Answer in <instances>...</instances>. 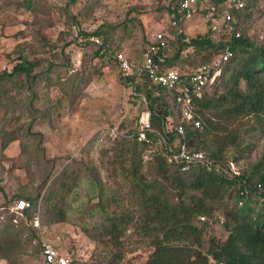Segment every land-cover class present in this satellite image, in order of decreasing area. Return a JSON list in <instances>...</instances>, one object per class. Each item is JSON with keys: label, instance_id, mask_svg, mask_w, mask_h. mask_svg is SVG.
Instances as JSON below:
<instances>
[{"label": "rangeland", "instance_id": "374dc122", "mask_svg": "<svg viewBox=\"0 0 264 264\" xmlns=\"http://www.w3.org/2000/svg\"><path fill=\"white\" fill-rule=\"evenodd\" d=\"M16 1L0 0V74L11 70L19 54L35 66L32 79L22 87L6 84L3 92L6 106L0 109V192L12 199L20 193L32 194L42 185L47 170L44 161L53 165L54 174L40 189L38 208L30 221L24 214L0 215V230L10 223L15 229L21 228L19 254L9 264H42L43 242L82 264H107L108 254L115 250L88 236L95 234L93 227L101 223L96 204L100 198V207L107 214L131 219L120 238L124 259L118 264H143L152 248L140 231H135L141 211L131 193V179L126 181L118 166L107 164L112 159L108 150L124 133L121 125L138 123L140 113L146 110L131 88L120 82V69L103 64L95 56V48L81 46L76 37L78 30L91 33L104 24L120 25L109 33L132 69L141 64V51L150 33L169 22L160 9L175 0H34L36 10L29 12L17 8ZM201 1L207 4V0ZM246 15L242 25L245 35L257 44L264 43V0H254ZM183 30L189 39L206 33L207 25L198 13ZM176 68L182 73L194 69L189 65ZM212 89L209 87L208 92ZM12 130L17 131L18 140L1 148L7 136L4 133ZM245 144H250V150L230 165L235 173L262 156L260 137L244 136ZM228 151V155L234 153L232 148ZM73 160L83 172L81 181L66 197L65 222H51L42 213V197L54 176ZM136 167L147 178L155 174L152 161ZM91 168H95L96 182L88 175ZM108 169H114L118 176L107 179ZM98 180L104 189L101 197ZM170 192L177 193L173 188ZM107 200L112 201L110 208ZM224 204L230 207L233 201L226 198ZM221 210L205 221L209 233L224 239ZM0 264L8 263L0 260Z\"/></svg>", "mask_w": 264, "mask_h": 264}, {"label": "trees", "instance_id": "16d2710c", "mask_svg": "<svg viewBox=\"0 0 264 264\" xmlns=\"http://www.w3.org/2000/svg\"><path fill=\"white\" fill-rule=\"evenodd\" d=\"M253 1L244 0L245 7L238 13L240 37L230 42L231 57L223 64L219 78L210 86L213 87L212 92L209 93L207 89L201 99L192 103L194 120L199 121V127L184 122L183 134L173 129L178 123L173 113L177 92L153 84L142 68V63L133 67L128 75L119 71L120 82L130 87L133 95L144 104L153 131L146 133L147 138L152 140L150 147L138 141L137 122L128 126L121 125L123 135L117 137L118 144L108 150L112 159L107 166H118L124 179H131V193L140 207L141 216L135 231H140L152 248L143 264H264V43L251 41L242 28L248 16L246 10L253 7ZM177 2L175 0L160 9L169 20L177 19ZM221 2L222 0L206 1L208 5L215 7H219ZM16 5L28 12L36 10L34 0H17ZM205 24L206 33L189 39H186L183 32L184 23H178L176 27L167 24L163 28L167 49L162 57L163 61L159 62L160 67L168 69L189 65L195 70L210 64L217 52L228 44L213 35L210 22ZM117 26L120 25L104 24L91 33H81L83 36L101 37L111 52L103 57L99 55L98 48L92 45L95 56L106 66L119 69L116 54L120 52V48L112 43L109 33ZM145 43L147 45L148 39ZM34 66V63L19 54L11 70L0 74V109L6 106L3 101L6 100L3 95L6 84H18L22 87L23 83L32 79ZM17 79L22 83L19 84ZM154 132L161 135L164 144ZM4 135L7 136L3 139L1 148L19 138L16 130ZM244 136L260 137L263 153L246 170L235 173L230 165L237 163L243 152L250 150V144L242 145ZM182 145L190 153H203L206 159L192 162L188 170L182 171L180 163L169 161L171 154L177 153ZM231 148L234 153L228 155ZM144 155L147 156L146 159ZM151 161L155 163V174L152 178H147L137 171L136 164L141 168ZM44 163L47 170L44 171L41 187H37L32 194L20 193L13 197L28 203L23 211L28 221L37 211L40 189L54 174L53 165L49 161ZM70 163L54 176L41 200L42 213L50 217L51 222H65L68 209L66 197L81 181L83 172L75 167L77 161ZM90 170L88 175L96 182V175L93 173L95 168ZM108 171L107 179L118 176L114 169ZM98 185L99 195L103 194L100 180ZM172 188L177 192L176 195L171 194ZM2 195L4 204L12 199ZM226 198H230L233 205L229 207L224 204ZM100 199L96 204L101 210V223L93 227L95 234H87L92 240L107 243L108 247L113 248L115 251L108 254L106 263L118 264L124 259L121 251L124 243L120 238L131 219L123 214L118 217H113L112 213L107 214L100 207ZM111 202L107 200L109 208ZM219 209H222V221L216 219L215 222H220L226 233L224 239L209 233L205 221L211 220ZM20 229H15L10 223L0 230V260H5L8 264L19 254ZM68 255L73 264H82ZM41 263L43 264L42 253Z\"/></svg>", "mask_w": 264, "mask_h": 264}, {"label": "built area", "instance_id": "2783aa9c", "mask_svg": "<svg viewBox=\"0 0 264 264\" xmlns=\"http://www.w3.org/2000/svg\"><path fill=\"white\" fill-rule=\"evenodd\" d=\"M244 7V0H222L219 7L208 4L203 5L201 0H178L177 19L169 20L168 25L170 27H176L178 23L187 24L196 14L200 13L203 21L210 22L213 35L218 40L225 41L228 44L217 52L210 64L202 65L195 70L191 69L187 73L182 74L176 68L165 69L160 67L159 62L163 61L162 57L167 49L166 35L163 29L152 33L148 38V43L141 55V65L153 84L177 92L173 105V113L178 119V123L173 129L177 133L183 134L184 122L193 123L195 127H199V121L194 120L192 103L205 95L206 90L219 78L223 64L231 57L230 42L232 39L240 37L238 13ZM76 40L80 44L89 43L96 46L99 55H103V57L111 52L109 46L104 44L99 36H83L78 30ZM116 59L119 62L121 72L128 75L131 71L128 60L121 52L116 54ZM138 126V141L152 147V140L148 139L146 135L149 131L153 132L150 128L149 113L147 111L140 113ZM154 133L162 139L164 144L161 135L157 132ZM205 159L203 153H190L185 145H182L177 153L171 154L169 161L180 163L182 171H186L192 162L204 161ZM27 207L28 203L24 200L9 199L4 204L3 195L0 192V215L4 213L22 215ZM42 259L43 264H73L67 253L60 252L48 242L42 243Z\"/></svg>", "mask_w": 264, "mask_h": 264}, {"label": "crops", "instance_id": "0c3cea01", "mask_svg": "<svg viewBox=\"0 0 264 264\" xmlns=\"http://www.w3.org/2000/svg\"><path fill=\"white\" fill-rule=\"evenodd\" d=\"M161 29H162V27H161ZM161 29H160V28H158V31H159V30H161ZM152 33H153V32H152ZM152 33H151V34H152Z\"/></svg>", "mask_w": 264, "mask_h": 264}]
</instances>
